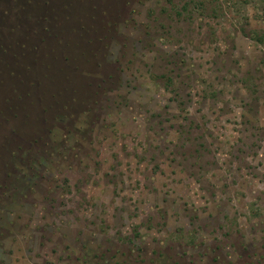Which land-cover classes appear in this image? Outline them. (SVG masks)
<instances>
[{
    "label": "rangeland",
    "instance_id": "1",
    "mask_svg": "<svg viewBox=\"0 0 264 264\" xmlns=\"http://www.w3.org/2000/svg\"><path fill=\"white\" fill-rule=\"evenodd\" d=\"M0 264H264V0H0Z\"/></svg>",
    "mask_w": 264,
    "mask_h": 264
}]
</instances>
